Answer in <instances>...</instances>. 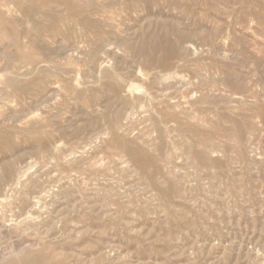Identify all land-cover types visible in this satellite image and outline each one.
<instances>
[{
	"label": "rangeland",
	"instance_id": "rangeland-1",
	"mask_svg": "<svg viewBox=\"0 0 264 264\" xmlns=\"http://www.w3.org/2000/svg\"><path fill=\"white\" fill-rule=\"evenodd\" d=\"M41 2L0 0V262L264 264V0Z\"/></svg>",
	"mask_w": 264,
	"mask_h": 264
},
{
	"label": "bare ground",
	"instance_id": "bare-ground-1",
	"mask_svg": "<svg viewBox=\"0 0 264 264\" xmlns=\"http://www.w3.org/2000/svg\"><path fill=\"white\" fill-rule=\"evenodd\" d=\"M71 1H73V0H42L41 5L44 7H47V6L51 7L56 3V4L61 5L64 8H66L67 10L75 11L79 5L76 6V4L74 2H71ZM54 23H56V16L53 17V20H52V24H54ZM0 34L7 37L8 40L12 44L16 45V33H15L14 26H13L12 22L5 19V16H4L3 12H1V10H0ZM20 59H22L23 61H26V62H31L34 60V56H32L30 53L21 52ZM4 139L5 138L0 136V143L1 144L2 143L5 144ZM2 140H4V141H2ZM6 141H8L7 138H6ZM18 206H20V209H24V205L18 204ZM30 245H31V243L28 244L26 248L28 249ZM26 248L24 250L19 251V250H16V247H12L10 249V251L8 252L9 256L6 259H5V257H2L1 258L2 261L0 262V264H44L42 259L40 258L41 256L37 253L31 252V253H29L30 256H27L26 255L27 254ZM4 259H5V261L3 262Z\"/></svg>",
	"mask_w": 264,
	"mask_h": 264
}]
</instances>
